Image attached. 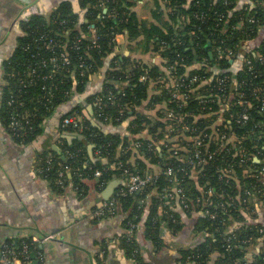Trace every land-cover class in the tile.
I'll list each match as a JSON object with an SVG mask.
<instances>
[{"label": "trees", "instance_id": "1", "mask_svg": "<svg viewBox=\"0 0 264 264\" xmlns=\"http://www.w3.org/2000/svg\"><path fill=\"white\" fill-rule=\"evenodd\" d=\"M140 1L81 0L83 22L70 3H62L49 20L35 15L24 21L17 47L4 62L2 125L15 142L30 144L75 88L89 94L97 119L109 129L84 119L83 138H64L59 150L47 146L40 153L39 168L54 192H65L72 182L79 196L96 194L102 200L107 185L118 179L105 200H113L114 216L100 205L93 212L105 209L98 219L123 216V248L141 264L136 233L142 215H147L145 238L161 249L163 226L183 227L179 208L200 211L195 231L205 234L181 249L180 263L264 264V220L257 222L256 207H264V39L255 51L242 50L264 26V0H154L150 20L135 10ZM119 34L156 60L119 54ZM64 52L70 62L54 65L52 57ZM97 73L100 86L92 91L90 77ZM75 112L81 114L78 105L61 113L62 120ZM168 112L181 120H172ZM14 118L20 121L15 127ZM189 136L203 140L204 165L189 162L194 155ZM126 169L153 180L129 193ZM23 242L31 252L39 250L30 236L6 241L17 249Z\"/></svg>", "mask_w": 264, "mask_h": 264}, {"label": "crops", "instance_id": "2", "mask_svg": "<svg viewBox=\"0 0 264 264\" xmlns=\"http://www.w3.org/2000/svg\"><path fill=\"white\" fill-rule=\"evenodd\" d=\"M62 3H70L74 11L79 12V21H85V12L80 9L81 0H0V109L6 85L4 62L17 47L18 38L23 33L22 23L35 15L49 20V16ZM239 3L253 4L254 0H239ZM154 6V0H141L135 10L143 19L150 20ZM263 39L264 26L256 39L243 44L242 50L255 51ZM117 42V52L122 56L130 55L153 62L157 58L152 52L141 50L137 41L130 42L124 34L117 36ZM101 77V73L90 77L92 91L100 86ZM87 95H81L75 88L69 102L57 108L43 124V134L30 144L15 142L0 119V248L9 238L17 240L24 236H37L43 239L48 235L55 236L49 241L39 242V250L33 252L32 260L27 264H141L127 255L123 248L122 238L126 233L122 227L123 216L98 219L93 215L95 206L104 198L99 200L96 194L81 197L75 192L72 182L65 192L56 193L39 170L40 153L47 146L59 150V143L64 138L68 141L64 135L66 128L63 127L61 113L78 105L83 120L92 123L97 119L95 104L88 101ZM88 183L94 189V181ZM256 207L260 214L257 222H262L264 207L261 204ZM179 213L183 227L177 231L165 224L162 232L164 246L161 249L145 238L147 215H142L136 233L138 249L144 259L142 263L182 264L179 262L181 249L204 240L205 234L195 231L198 218L203 214L195 209L188 214L180 208ZM249 257H252V253Z\"/></svg>", "mask_w": 264, "mask_h": 264}, {"label": "built area", "instance_id": "3", "mask_svg": "<svg viewBox=\"0 0 264 264\" xmlns=\"http://www.w3.org/2000/svg\"><path fill=\"white\" fill-rule=\"evenodd\" d=\"M251 20H253V19H251ZM90 31H91L92 35L95 36L96 29H95L94 24L90 25ZM231 54H232V51L230 50L228 56H231ZM60 60L64 63H69L70 57L68 56V54H66L64 52L61 54L60 58L58 56H53L51 59V61L54 65H58V62H60ZM248 63H250V60L248 61ZM142 79L145 80L146 77L142 76ZM193 80L196 81L197 79L194 77ZM95 105H97V104L95 103ZM167 114L174 121L176 120L177 122H179L178 120H181V119L177 118V116L173 112H168ZM242 118L248 119V114L244 113L242 115ZM19 122H20L19 119L14 118L12 124L15 127L16 124L17 125L20 124ZM62 123H63V127L71 126L74 129L73 131H78L80 133L84 129L83 118H82L81 114H79L78 112H75L73 114H70V115L64 117V119L62 120ZM166 137L168 138V134ZM188 139L190 141H192V146L194 148V155L189 156V158H188L189 162L192 165H196V166L204 165L207 162V160L205 158L206 156L204 154V151L200 148V146L202 144H204L203 140L200 137H194V136L193 137L189 136ZM221 139L225 142H228L230 140L229 136H227L225 133L221 134ZM175 153L178 154V151L175 150ZM254 161L260 162L261 159L258 156H254ZM68 168H69L68 166H65L59 172V175L61 178L64 177ZM40 173H41V170H40ZM125 174L127 176L126 187H127V191L129 193L141 191L142 189H144L146 187V185L149 182H151L153 180L152 175H141L139 173L131 172L128 169L125 170ZM167 174L170 176L173 175L172 168H169L167 170ZM100 175H101V172L96 171V176H100ZM249 194H250V192H249ZM168 195L170 196L171 193L168 192ZM181 201L186 207H189L188 202H186L183 197L181 198ZM101 206L105 207V209L108 207V209H110V211H111V214L112 215L114 214L115 208H114L113 200L112 201H104V202H102ZM105 209L96 210L93 212V215L95 217H102L106 213ZM54 237H55L54 235H48V236H45L43 239H41L37 236H33L32 237V243H35L36 245H38L39 242L49 241L50 239H53ZM0 252H1L0 264H18L19 262H21L22 264H27L28 263L27 259L30 258V253H32V255L34 254L33 252H31L30 244H28L26 242H23L22 249H17L12 244L5 242L1 246ZM39 257L42 258V252L41 251H39ZM22 258H24V259H22Z\"/></svg>", "mask_w": 264, "mask_h": 264}, {"label": "water", "instance_id": "4", "mask_svg": "<svg viewBox=\"0 0 264 264\" xmlns=\"http://www.w3.org/2000/svg\"><path fill=\"white\" fill-rule=\"evenodd\" d=\"M106 11V10H105ZM92 124L96 127H99V128H103L105 130L109 129L108 127H106L104 125V123L98 119H94L92 120ZM64 135L65 137L68 139L69 142H72L73 140L77 139V138H83V134L78 132V131H73V130H69V129H66L64 131ZM55 149H57L55 147ZM89 149H90V152L92 153V150H93V145H90L89 146ZM104 162H107V159H104ZM119 181L117 180H113L111 181V183L107 186V188L104 190L103 192V198H104V201L109 199L112 192L115 190L116 186L118 185ZM103 202V201H102ZM102 202L99 204L100 206L102 205Z\"/></svg>", "mask_w": 264, "mask_h": 264}, {"label": "rangeland", "instance_id": "5", "mask_svg": "<svg viewBox=\"0 0 264 264\" xmlns=\"http://www.w3.org/2000/svg\"><path fill=\"white\" fill-rule=\"evenodd\" d=\"M148 6H150V4L148 5ZM40 170V169H39ZM42 174V173H41Z\"/></svg>", "mask_w": 264, "mask_h": 264}]
</instances>
